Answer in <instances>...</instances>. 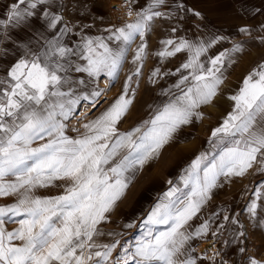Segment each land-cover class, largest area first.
Returning a JSON list of instances; mask_svg holds the SVG:
<instances>
[{
    "label": "snow or ice",
    "instance_id": "obj_1",
    "mask_svg": "<svg viewBox=\"0 0 264 264\" xmlns=\"http://www.w3.org/2000/svg\"><path fill=\"white\" fill-rule=\"evenodd\" d=\"M24 2L19 0V4ZM163 3L153 0L135 22L116 29L114 38L120 43L115 48L100 38L88 40L84 45L87 54L82 56L87 64H77L74 70L91 77L104 73L115 80L137 37L142 43L133 63L143 58V38L150 31V21L161 15L152 8ZM12 7L9 20L17 24L33 15L18 4ZM59 19L52 17L49 26L55 27ZM214 42L205 45L182 40L172 51L157 53L173 56L188 49L189 59L177 72L190 71L173 86L180 94L157 106L151 119L130 131H118L116 125L132 103L126 98V83L124 94L84 124L85 131L75 138L66 134L67 122L74 118L80 100L89 99L76 94L69 75L73 70L70 57L77 53L58 39L51 40L31 60L21 59L13 65L8 79L0 80V85H7L0 87V197H16L14 203L0 206V264H195L185 248L192 234L184 226L210 198L218 179L242 176L254 165L264 171V64L249 73L239 92L230 97L233 110L212 131L210 149L192 161L177 184L169 181L172 186L142 221L140 234L123 244L118 239L98 244L96 239L104 235L98 225L106 219L105 213L123 197L136 173L156 160L182 126L190 124L193 116L200 117L196 109L216 96L223 83L219 65L225 53L210 58V67L200 61ZM239 50V45L233 49ZM139 71L138 67L136 74ZM158 73L156 69L153 75ZM57 180L65 182L63 194H35L36 189ZM261 195L257 193L258 198ZM256 207L255 201L249 205L253 216ZM8 222L19 226L9 231L4 227ZM207 228L206 223L196 234ZM250 264L264 262L251 259Z\"/></svg>",
    "mask_w": 264,
    "mask_h": 264
},
{
    "label": "rangeland",
    "instance_id": "obj_2",
    "mask_svg": "<svg viewBox=\"0 0 264 264\" xmlns=\"http://www.w3.org/2000/svg\"><path fill=\"white\" fill-rule=\"evenodd\" d=\"M115 3L123 7L127 16L137 19V14L146 11L153 0H44L42 3L25 0L24 4H19V0H0V4L6 7L5 11H0V52H10L15 58L27 57L25 46L29 32L32 39L41 41L40 45L34 43V54L44 51L49 41L58 39L64 46L69 44L71 47L73 44V50L77 53L75 56H81L75 59L76 65H86L87 61L84 59V64L82 56L87 54L84 45L88 40L100 38L112 48L120 43L115 40L114 33L126 23V19L124 24L118 21L119 16L113 8ZM14 4L33 15L10 26L14 21L9 20ZM32 4H35L34 8ZM152 11L160 12L161 15L150 21V31L143 38L146 47L140 61L133 63V56L142 43L141 38L137 37L131 43L115 80L101 73L92 77L91 87L75 82L76 89L82 91V96L88 95L89 99L80 100L74 118L68 125L70 135L76 137L83 133L84 124L110 108L124 94L126 83V98H130L132 103L117 123L118 131H130L142 121L151 119L157 106L180 94L173 86L182 74L188 75L190 71L181 69L177 72L189 59L188 49L173 56L157 55L164 50L172 51L182 40L205 45L215 41L201 55L200 61L210 67V58L225 53L223 63L219 65L223 83L210 103L196 109L200 117L193 116L192 122L178 130L160 156L136 173L123 197L105 213L106 219L98 225L104 233L96 239L98 244H109L117 239L123 244L140 234V224L172 186L169 181L177 184L198 153L210 149L212 131L222 125L233 110L234 101L230 97L239 92L249 73L264 64V0H164L163 4L154 6ZM52 17L60 18L55 27L49 26ZM168 40L174 43H162ZM237 45L240 50L233 51ZM15 58L10 59L12 66L21 60L14 61ZM0 62H6V59H0ZM138 67L140 71L136 74ZM156 69H159V73L154 76ZM129 76L132 77L130 80ZM103 79H106V85L101 82ZM93 92H99L100 95L93 97ZM102 95L108 98L103 102L105 105L90 112L89 105ZM81 110L89 111L85 116L87 120L85 117L77 118ZM73 129L78 131L73 133ZM170 150H175V160L168 156ZM258 167L254 165L242 176H221L218 179V186L213 188L210 198L184 226V230L192 234L185 245L187 255L200 264H250L251 259L264 262V195L257 196L258 192L264 194V188L261 187L264 184V171L258 170ZM3 198H0L1 203H4L1 200ZM12 198L9 201L14 203L16 197ZM253 201L257 205L254 216L248 211ZM206 223L207 230L197 235V230ZM129 224L133 226L126 227ZM18 226L14 222L4 225L9 231ZM160 227L163 229L166 226ZM119 250L118 247L113 252V257Z\"/></svg>",
    "mask_w": 264,
    "mask_h": 264
},
{
    "label": "crops",
    "instance_id": "obj_3",
    "mask_svg": "<svg viewBox=\"0 0 264 264\" xmlns=\"http://www.w3.org/2000/svg\"><path fill=\"white\" fill-rule=\"evenodd\" d=\"M6 9V7H4V5L2 4H0V11H5V9ZM23 8H24V6H23ZM8 9V8H7ZM24 10V9H23ZM100 12V11H99ZM98 12V13H99ZM88 18H90V17H88ZM83 19H85V18H83ZM91 19V18H90ZM14 24H17L15 21H13V22H11L10 23V26L11 25H14ZM9 26V25H8ZM31 36V35H30ZM29 36V32H27V39H26V46H25V53H27L26 54V56L27 57H24L23 59H29L30 60V58H31V56H32V53L34 52V49H35V47H36V45L35 44H39L40 45V42H37V41H35L34 39H32L33 38V36L32 37H30ZM35 43V44H34ZM115 45H116V43H115ZM67 48H70V49H73V44H72V46L71 47H69V44H68V46H66ZM116 46H114L113 48H115ZM34 54V53H33ZM0 55H4V57H0V59H6V62H0V80H7L8 79V72L10 71V69L13 67L12 65H11V63H12V61H10V59L11 58H15L14 56H12L11 55V53L10 52H7V51H5V52H3V51H1L0 52ZM84 56V55H83ZM33 58V57H32ZM76 58H81V56H78V57H76L75 55H73V56H71L70 57V59L72 60V62H73V70L69 73V75L71 76V78H72V80L74 81V82H79L80 80H83L84 81V85H86V86H88V87H91V83H93L92 82V77L91 76H89L88 75V73H86V72H76L75 70H74V68H75V65H76V61H75V59ZM18 59H21V57H19V58H15L14 59V61H16V60H18ZM83 59V58H82ZM83 62H84V59H83ZM17 63V62H16ZM15 63V64H16ZM84 64H85V62H84ZM83 66H85V65H83ZM7 85H0V87H6ZM73 87H74V89H75V92H76V94L77 95H80V96H82V91L81 90H77L76 89V87H75V83L73 84ZM84 95V94H83ZM103 96V95H102ZM102 96L96 101V102H94V103H92V104H95V103H97L98 101H100V99L102 98ZM106 100V99H105ZM104 100V101H105ZM104 101H102L99 105H101L100 106V108L101 107H103L105 104H103V102ZM99 105L97 106V108L99 107ZM78 106V105H77ZM77 106H76V108H77ZM212 107H213V105H212ZM75 111H76V109H75ZM70 121H71V118H70V120L67 122L68 123V125H69V123H70ZM66 134L67 135H69V136H71L70 135V133H69V131L67 130L66 131ZM71 137H73V136H71ZM73 138H75V137H73ZM211 147V146H210ZM201 152V151H200ZM202 153V152H201ZM201 153H198V156L201 154ZM167 154H168V156L169 157H171V159L172 160H175V150H170V151H168L167 152ZM189 154H191V153H189ZM155 176H157V175H155ZM155 176H153V179L155 180ZM64 181H61V180H57V181H55L54 182V184L53 185H50V186H48V187H44V188H38V189H36V195H39V196H41V197H55V196H59V195H61V194H63V192H64V187H63V185H64ZM212 191H213V189H212ZM212 191H211V194H212ZM9 198H3V199H1L2 200V202H4V203H1L0 204V206H2V205H6V204H12L11 203V201H9V200H12L13 198L12 197H15V196H8ZM12 199H11V198ZM1 198V197H0ZM199 261H201L200 260V258L197 256L196 257ZM195 262H196V264H200L197 260H195Z\"/></svg>",
    "mask_w": 264,
    "mask_h": 264
},
{
    "label": "bare ground",
    "instance_id": "obj_4",
    "mask_svg": "<svg viewBox=\"0 0 264 264\" xmlns=\"http://www.w3.org/2000/svg\"><path fill=\"white\" fill-rule=\"evenodd\" d=\"M113 8H115V10H116V13L118 14V16H119V22H121L122 24H124L125 23V19H126V23L123 25V26H121V28L122 27H124L127 23H128V21L130 22V23H133V22H135V16L133 17V18H131V17H129V16H127L124 12V9H123V7L122 6H119V4L118 3H115V4H113ZM104 85H106V83H107V81H106V79H103L102 81H101ZM102 84V85H103ZM105 99H108L107 97H106V95L104 96H102V98L100 99V101H98L97 103H95V104H91V105H89V111L90 112H92L93 113V110H95L96 108H97V106L102 102V101H104ZM88 105V104H87ZM100 106V105H99ZM89 111H85V110H81L78 114H77V118L78 119H83L87 114H88V112ZM88 117V116H87ZM85 119H86V117H85ZM84 119V121H86Z\"/></svg>",
    "mask_w": 264,
    "mask_h": 264
},
{
    "label": "built area",
    "instance_id": "obj_5",
    "mask_svg": "<svg viewBox=\"0 0 264 264\" xmlns=\"http://www.w3.org/2000/svg\"><path fill=\"white\" fill-rule=\"evenodd\" d=\"M73 133H75V132L73 131Z\"/></svg>",
    "mask_w": 264,
    "mask_h": 264
}]
</instances>
